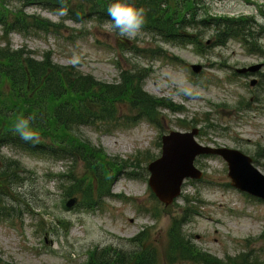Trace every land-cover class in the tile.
<instances>
[{
  "label": "rangeland",
  "instance_id": "obj_1",
  "mask_svg": "<svg viewBox=\"0 0 264 264\" xmlns=\"http://www.w3.org/2000/svg\"><path fill=\"white\" fill-rule=\"evenodd\" d=\"M250 1H208V9L211 15L259 16L264 20V0ZM8 6L16 11L22 4L14 0ZM23 10L26 15L36 14L57 24L62 21L59 15L37 6ZM63 23L66 28L58 33L12 32L7 40L13 49L25 47L37 58L51 52L56 63L76 66L83 74L106 83L119 82L122 70H145L144 90L148 94L185 109L180 114L163 110V130L143 119L127 124L122 118L81 127L78 136L83 140L112 158L138 157L146 170L144 157L160 156L164 134L199 128V143L240 150L264 173V44L260 43L264 34L258 40L260 48L254 50L231 40L223 47L199 53L194 45L159 43L141 30L129 37L121 36L109 24ZM3 35L6 38L0 25V39ZM133 42L144 52L135 54L122 47V43L131 46ZM159 45L163 56L152 55ZM176 58L179 60H173ZM192 65H201L202 72L193 73ZM253 65H263L256 75L236 73ZM254 78L258 83L251 87ZM130 114L127 107L121 108L123 117ZM2 152L20 161L29 173L14 188L21 206L12 203V219L0 220V264H86L88 252L96 248L131 250V239L146 229L162 256L168 215L178 216L187 196L196 199L191 205L199 213L184 228L192 243L221 260L252 253L264 263V202L231 187L227 164L221 158H199L196 166L203 172L202 179L186 181L180 199L169 209L152 198L147 172L145 178L129 177L125 172L111 187L112 194L119 197L104 199L96 210H85L65 207L62 184L56 176L68 172V163L11 149ZM138 172L142 175V170ZM157 212L158 220L153 218ZM64 223L70 227L68 232Z\"/></svg>",
  "mask_w": 264,
  "mask_h": 264
},
{
  "label": "trees",
  "instance_id": "obj_2",
  "mask_svg": "<svg viewBox=\"0 0 264 264\" xmlns=\"http://www.w3.org/2000/svg\"><path fill=\"white\" fill-rule=\"evenodd\" d=\"M11 1L14 0H0V25L5 28L6 36L0 39L5 43L0 45V220L12 219V203L21 206L14 188L29 173L20 161L5 157L4 149L68 163V172L56 176L62 184L64 202L77 197V208L95 210L104 199L119 197L112 194L111 187L121 174L128 172L125 174L129 177L145 178L147 170L141 167L138 157L127 160L109 157L102 148L79 137L78 130L97 123L118 122L122 118L127 124L143 119L163 130V110L180 114L185 109L171 100L148 94L144 90L148 78L145 70H122L119 82L106 83L83 74L76 66L56 63L51 52L37 58L25 47L13 49L7 40L12 32L58 33L66 28L64 20L111 25L107 10L116 0H65L63 5L61 0H16L22 4L16 11L8 6ZM208 1L221 0H122L144 9V24L140 30L159 43L177 47L194 45L199 53L225 46L231 40L250 50L260 48L258 40L264 34V25L258 23L256 17L211 15ZM30 6L57 14L62 21L57 24L36 14L26 15L23 9ZM206 37L209 39L204 42ZM128 46L122 43L123 48L133 53L144 52L136 42ZM161 51L159 45L152 55L163 56ZM123 106L132 114L123 117ZM20 118L29 119L30 130L38 136L37 140L25 142L20 138L14 130ZM153 159L147 155L144 163ZM152 198L156 199L153 194ZM185 200V207L178 216L168 215L170 223L162 256L157 241L146 229L131 239V250L111 246L94 249L88 252L86 264H264L252 253L221 260L192 243L184 228L199 213L191 205L196 199L187 196ZM153 217L158 220L159 212ZM63 226L68 232V223Z\"/></svg>",
  "mask_w": 264,
  "mask_h": 264
},
{
  "label": "water",
  "instance_id": "obj_3",
  "mask_svg": "<svg viewBox=\"0 0 264 264\" xmlns=\"http://www.w3.org/2000/svg\"><path fill=\"white\" fill-rule=\"evenodd\" d=\"M196 73L202 67H192ZM262 68L256 65L248 69L237 70L239 74L255 73ZM253 80L251 85H256ZM199 130L191 132L171 131L162 137L161 156L148 165L150 172L149 187L157 199L166 207L180 197L182 186L187 179L199 180L202 172L195 166V160L201 155H218L228 163V177L232 187L264 200V174L253 165V159L242 152L229 148H211L199 144L195 137ZM77 199H71L68 207H73Z\"/></svg>",
  "mask_w": 264,
  "mask_h": 264
},
{
  "label": "clouds",
  "instance_id": "obj_4",
  "mask_svg": "<svg viewBox=\"0 0 264 264\" xmlns=\"http://www.w3.org/2000/svg\"><path fill=\"white\" fill-rule=\"evenodd\" d=\"M65 0H61L63 5ZM64 9H61L63 13ZM108 15L111 17V26L113 29L118 30L121 36H134L136 35L144 24V9H137L129 3L116 0L108 7ZM257 22L264 24L259 16ZM260 43L264 44V38H261ZM14 130L19 134L20 138L25 142L30 140H37L38 136L30 130V121L26 118L17 120Z\"/></svg>",
  "mask_w": 264,
  "mask_h": 264
}]
</instances>
